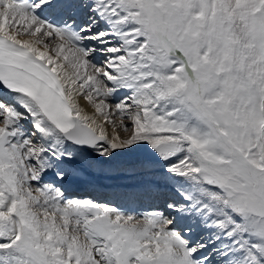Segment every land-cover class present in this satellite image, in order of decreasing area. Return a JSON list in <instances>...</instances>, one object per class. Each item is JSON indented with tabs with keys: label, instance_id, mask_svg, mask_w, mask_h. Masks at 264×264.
<instances>
[{
	"label": "snow or ice",
	"instance_id": "obj_1",
	"mask_svg": "<svg viewBox=\"0 0 264 264\" xmlns=\"http://www.w3.org/2000/svg\"><path fill=\"white\" fill-rule=\"evenodd\" d=\"M0 264H264V0H0Z\"/></svg>",
	"mask_w": 264,
	"mask_h": 264
},
{
	"label": "bare ground",
	"instance_id": "obj_2",
	"mask_svg": "<svg viewBox=\"0 0 264 264\" xmlns=\"http://www.w3.org/2000/svg\"><path fill=\"white\" fill-rule=\"evenodd\" d=\"M83 103V102H82Z\"/></svg>",
	"mask_w": 264,
	"mask_h": 264
}]
</instances>
